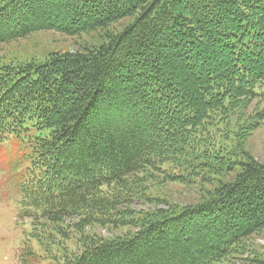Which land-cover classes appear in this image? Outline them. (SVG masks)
Segmentation results:
<instances>
[{
  "label": "trees",
  "instance_id": "16d2710c",
  "mask_svg": "<svg viewBox=\"0 0 264 264\" xmlns=\"http://www.w3.org/2000/svg\"><path fill=\"white\" fill-rule=\"evenodd\" d=\"M38 31L102 40L0 54L21 264H264L243 257L264 229V162L242 145L264 124V0H0V44ZM10 137L27 150L5 168ZM162 182L201 196L131 207Z\"/></svg>",
  "mask_w": 264,
  "mask_h": 264
},
{
  "label": "rangeland",
  "instance_id": "374dc122",
  "mask_svg": "<svg viewBox=\"0 0 264 264\" xmlns=\"http://www.w3.org/2000/svg\"><path fill=\"white\" fill-rule=\"evenodd\" d=\"M64 20L67 21L65 17ZM122 23V21H120ZM101 38L95 34H86L78 36H68L55 31H38L29 34L24 38L0 44V54H6L7 62H20L31 57L37 60H43L46 55L53 51H75L81 45L95 46L101 43ZM250 102V101H249ZM255 100L246 105L244 111L251 112L254 109ZM261 106V104H260ZM242 145L255 160L264 162V124H261L257 129L248 133L243 140ZM3 153L10 155H19L26 152L27 147L24 141L10 137L2 144ZM2 154V153H1ZM5 158V155H2ZM8 158V157H7ZM3 169L0 166V264H19L21 259V249L24 236V222H21L16 217V205L13 195V183L8 181L7 184L3 178ZM155 184V183H154ZM157 184V183H156ZM153 187V186H152ZM150 188V191L161 198L155 205L151 202L144 204L140 202H132L131 207L134 209L146 210L149 208L165 209L167 204L184 205L195 203L201 196L199 185L196 184H180V183H159L158 186ZM124 229H115L106 231L101 229L102 235L109 237L122 232ZM247 250L245 257H264V229L247 240ZM226 264H257L250 261H241L232 259V262Z\"/></svg>",
  "mask_w": 264,
  "mask_h": 264
}]
</instances>
